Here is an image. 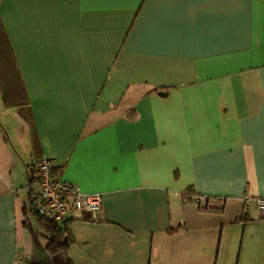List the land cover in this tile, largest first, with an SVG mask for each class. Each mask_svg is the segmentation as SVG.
<instances>
[{"label":"crops","instance_id":"0c3cea01","mask_svg":"<svg viewBox=\"0 0 264 264\" xmlns=\"http://www.w3.org/2000/svg\"><path fill=\"white\" fill-rule=\"evenodd\" d=\"M102 195L58 223L33 164ZM264 0H0V264H264Z\"/></svg>","mask_w":264,"mask_h":264},{"label":"built area","instance_id":"2783aa9c","mask_svg":"<svg viewBox=\"0 0 264 264\" xmlns=\"http://www.w3.org/2000/svg\"><path fill=\"white\" fill-rule=\"evenodd\" d=\"M27 187L28 205L36 215L53 223L64 222L72 213L80 212L98 219L102 208V195L84 193L76 184L62 178L51 159L37 160L30 171ZM244 203L254 202L264 211V196H243ZM28 255H19L13 264H28Z\"/></svg>","mask_w":264,"mask_h":264},{"label":"trees","instance_id":"16d2710c","mask_svg":"<svg viewBox=\"0 0 264 264\" xmlns=\"http://www.w3.org/2000/svg\"><path fill=\"white\" fill-rule=\"evenodd\" d=\"M29 181L31 182V180ZM31 212L33 213L32 210ZM33 214L37 217V220L43 230V233L47 238V251H49L50 253H55L65 249V247L69 244V239L68 235H66L65 233V228L61 227L58 223L46 221L35 213Z\"/></svg>","mask_w":264,"mask_h":264}]
</instances>
